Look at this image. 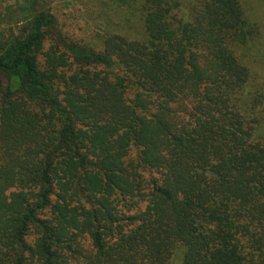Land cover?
<instances>
[{
  "label": "trees",
  "instance_id": "1",
  "mask_svg": "<svg viewBox=\"0 0 264 264\" xmlns=\"http://www.w3.org/2000/svg\"><path fill=\"white\" fill-rule=\"evenodd\" d=\"M30 1L0 34V264H264L248 0H98L84 43Z\"/></svg>",
  "mask_w": 264,
  "mask_h": 264
},
{
  "label": "rangeland",
  "instance_id": "2",
  "mask_svg": "<svg viewBox=\"0 0 264 264\" xmlns=\"http://www.w3.org/2000/svg\"><path fill=\"white\" fill-rule=\"evenodd\" d=\"M91 1L92 4L90 3ZM96 1L98 2V0H39L35 10L50 8L57 15L58 27L63 34L75 42L84 43L90 42L98 32L104 30L101 23L102 19L97 13L96 3L95 5L93 4ZM30 2V0H0V34L17 32L19 26L26 20ZM248 4L247 13L249 19L259 24L261 36H258L256 41L259 45L261 43L263 51L261 56L264 59V17H262L264 15V4L262 0H248ZM119 15H123V11ZM117 17L118 14H116L113 21ZM123 19L119 21L120 25L118 24L117 28L112 27L110 30L123 27ZM130 20L135 21L136 19ZM135 24L137 25V23ZM129 25L128 21L125 22V27H129ZM51 43L52 41H47L46 49ZM262 64V69L257 72L256 79L261 88L264 84V61Z\"/></svg>",
  "mask_w": 264,
  "mask_h": 264
}]
</instances>
